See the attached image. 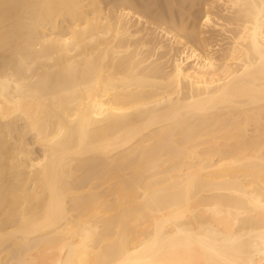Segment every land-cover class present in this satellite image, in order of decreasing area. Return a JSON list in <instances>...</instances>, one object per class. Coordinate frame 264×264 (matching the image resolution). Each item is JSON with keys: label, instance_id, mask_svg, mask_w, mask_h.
Returning <instances> with one entry per match:
<instances>
[{"label": "bare ground", "instance_id": "obj_1", "mask_svg": "<svg viewBox=\"0 0 264 264\" xmlns=\"http://www.w3.org/2000/svg\"><path fill=\"white\" fill-rule=\"evenodd\" d=\"M0 264H264V0H0Z\"/></svg>", "mask_w": 264, "mask_h": 264}]
</instances>
